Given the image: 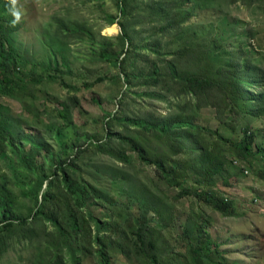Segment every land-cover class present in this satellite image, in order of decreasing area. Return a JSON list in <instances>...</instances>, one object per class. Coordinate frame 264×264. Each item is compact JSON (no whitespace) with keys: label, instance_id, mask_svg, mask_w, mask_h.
Wrapping results in <instances>:
<instances>
[{"label":"rangeland","instance_id":"obj_1","mask_svg":"<svg viewBox=\"0 0 264 264\" xmlns=\"http://www.w3.org/2000/svg\"><path fill=\"white\" fill-rule=\"evenodd\" d=\"M132 5V14L124 18L114 0H13L15 39L13 45L5 48L6 53L15 51L22 65L11 77L12 83L17 82L16 90L10 95H0V114L12 128L9 147L0 151V174L28 175L13 150L28 148L31 142L43 147L38 156L40 163L48 155L65 158L83 142L84 147L90 143L79 179L88 180L103 190L117 187L114 192L119 209L131 203L130 211L137 212L138 205L133 201L143 193L150 202L158 198L176 208L172 224L162 229L166 241L163 243L165 261L184 250L181 244L187 242H182L178 235L188 228L189 232L194 231L195 242L205 240L208 233L219 245V252L213 256L223 264H264V115L258 120L253 115L244 116L249 107H242L243 117L236 120L238 128L233 130L219 126L215 108L201 109V122L214 130L220 129L230 138L243 137L239 130L243 124H249L255 132V145L261 151L254 148L248 157L251 163L237 159L227 179L226 173L225 177L206 173L199 178L190 176L176 187L168 186L161 170L142 160L127 139L118 136L111 142L114 147H123L130 163L103 153L113 148L103 151L94 143L105 142V136L112 130L144 147L149 158L158 153L169 156V142L163 135L134 122L162 121L179 113L185 100L170 91L165 79L157 84L146 81L153 62L163 68L166 62L179 65L177 50L186 45L205 50V62L214 70L230 64L231 56H240L242 70L246 66L249 72L256 70L250 89L255 96L264 92V0H138ZM158 10L160 14L156 13ZM111 16H118L119 21L125 20L131 25L127 40L121 38L119 24L110 25ZM168 18L183 22L180 32L172 29L161 33L159 26ZM59 27L84 28L80 31L87 34L79 32L82 37L77 38L66 30L58 31ZM108 27L114 30L109 31ZM106 46L114 58L127 50L128 62L134 52L138 56L137 67H145L144 59L148 58L144 77L130 76L124 63L126 71H120L102 57L100 50ZM52 51H56L57 60ZM120 72L123 74L117 78ZM59 111L68 116L67 123L59 117ZM111 118L114 121L106 130ZM208 186L222 198L233 201V216L222 215L196 196H181L184 189L202 190ZM113 209L99 200L90 204L88 210L104 218ZM197 222L206 224L204 235L199 232ZM128 223L133 227L131 220ZM31 252V247L12 246L0 264H29ZM129 254L134 252L131 250ZM113 256L114 264H138L134 258L131 263L122 255ZM93 258L86 262L93 264Z\"/></svg>","mask_w":264,"mask_h":264},{"label":"trees","instance_id":"obj_2","mask_svg":"<svg viewBox=\"0 0 264 264\" xmlns=\"http://www.w3.org/2000/svg\"><path fill=\"white\" fill-rule=\"evenodd\" d=\"M114 1L124 18L132 14V4L138 2V0ZM7 5L8 0H0V56L3 58L0 60V95H10L11 91L16 90L17 82L12 83L11 77L19 72L22 65V59L18 54H14L15 51L6 53L5 46L13 45L15 39L12 27L15 23L14 15L6 13ZM156 13L160 14L161 11L158 10ZM109 19L110 25L119 24L120 36L127 40L131 25L125 23V20L119 21L118 16H111ZM164 21L166 23L159 26L163 34L172 29L178 32L182 29L183 22L180 20L168 18ZM166 24L168 26L165 28ZM82 29L84 28L59 27L58 31L66 30L73 36L81 38L79 32L87 34L80 31ZM50 42L52 43L51 37ZM205 52L202 48L183 46L177 50L179 65L166 62L163 68L158 62H153L148 74L149 81L146 82L157 84L165 79V85L170 91L185 100L180 106L179 113L174 116L162 121L134 122L137 126L153 130L168 140V157L158 153L157 156L149 158V153L144 147L112 130L105 136L107 138L105 142H94L95 147L103 151L113 148L103 153L117 158L120 162L130 163L131 159L123 147H114L111 142L112 138L118 136L127 139L142 160L154 164L161 170V177L172 187L181 185L190 176L199 178L206 173L210 176L223 175L222 177H225L226 173L227 179V173L237 159L249 160L248 157L254 148L261 151L260 146L255 145V132L249 124L240 127L239 130L243 132L242 138H230L220 129L214 130L201 122L200 111L207 106L215 108V119L220 127L233 130L238 128L236 120L243 117L242 107L246 108L247 105L249 107L244 116L253 115L258 120L264 115V92L255 96L254 90L250 89L255 82L256 70L249 72L248 66L242 70L238 55L230 57V64L214 70L205 62ZM119 54L114 58L108 46L100 50V55L119 67L120 71H126L124 67L126 66L130 76L144 77L148 58L144 59L145 67H137L135 62L138 56L134 52L129 62L126 58L127 50ZM122 54L125 55L121 58ZM51 55L57 60L56 51H52ZM121 74L123 73L120 72L117 78H121ZM171 80L174 82H170ZM59 117L65 123L68 122V116L61 111ZM113 121L114 118H111L107 122L106 130ZM8 124L0 114V151L9 147L12 128ZM58 132L61 134L60 128ZM29 144L28 148L13 150L28 175L21 177L16 173L12 176L7 173L0 174V260L12 246H26L32 248L29 264H88L86 260L93 258L91 255L97 257L93 258V264H114L113 255L116 254L126 257L125 259L131 263L134 258L138 264L140 260L142 264H223L213 256L219 252V245L208 233L205 240L195 242L194 231L189 232L188 228L178 235L182 242H187L181 244L184 250L178 252L177 257L174 255L165 261L166 251L163 249V243L166 241L162 229L172 224L174 215H177L176 208H172L168 201L158 198L150 202L143 193V196L140 195L133 201L138 205L135 208L137 212L130 211L131 203H125L119 209L115 190L117 187L103 190L88 180L79 179L82 178L80 177L82 162L89 151L90 143L84 147L83 142L75 148L73 154L65 158L59 159L48 155L43 163L38 160L43 147L37 142ZM227 148L229 151H226ZM248 162L251 163L252 160ZM170 163L172 165L168 168ZM45 183L46 188L43 189ZM212 188L211 186L202 190L187 188L180 193L181 196H196L222 215L233 216L235 214L233 201L228 197L222 198L219 192ZM99 200L109 208H114L113 213L104 218L90 213L89 205ZM83 210L88 212L85 214ZM128 220L134 223L133 227ZM197 224H200L199 232L204 235L207 232L206 224L199 222ZM131 250L134 255L129 254Z\"/></svg>","mask_w":264,"mask_h":264},{"label":"clouds","instance_id":"obj_3","mask_svg":"<svg viewBox=\"0 0 264 264\" xmlns=\"http://www.w3.org/2000/svg\"><path fill=\"white\" fill-rule=\"evenodd\" d=\"M12 3H13V0H8L7 11H6L7 14L12 13L11 12L12 11V8H11ZM14 54H16V53H14Z\"/></svg>","mask_w":264,"mask_h":264},{"label":"bare ground","instance_id":"obj_4","mask_svg":"<svg viewBox=\"0 0 264 264\" xmlns=\"http://www.w3.org/2000/svg\"><path fill=\"white\" fill-rule=\"evenodd\" d=\"M116 26V25H115ZM107 29V28H106ZM109 31L114 30V27H108ZM109 33V32H108Z\"/></svg>","mask_w":264,"mask_h":264}]
</instances>
